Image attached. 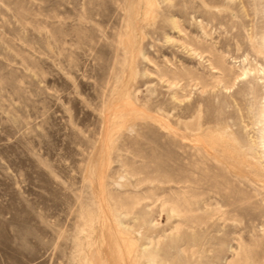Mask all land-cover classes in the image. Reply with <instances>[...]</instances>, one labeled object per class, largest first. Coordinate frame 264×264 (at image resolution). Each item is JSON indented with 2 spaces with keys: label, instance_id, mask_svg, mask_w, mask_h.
Listing matches in <instances>:
<instances>
[{
  "label": "rangeland",
  "instance_id": "rangeland-1",
  "mask_svg": "<svg viewBox=\"0 0 264 264\" xmlns=\"http://www.w3.org/2000/svg\"><path fill=\"white\" fill-rule=\"evenodd\" d=\"M263 111L264 0H0V264H264Z\"/></svg>",
  "mask_w": 264,
  "mask_h": 264
},
{
  "label": "bare ground",
  "instance_id": "bare-ground-1",
  "mask_svg": "<svg viewBox=\"0 0 264 264\" xmlns=\"http://www.w3.org/2000/svg\"><path fill=\"white\" fill-rule=\"evenodd\" d=\"M154 1H156V0H154ZM149 2H150V1H149ZM151 4H152V3H151ZM153 5H154V4H153ZM153 5H152V6H153ZM155 5H156V3H155ZM158 5H159V4H158ZM153 8H154V6H153ZM216 8H217V7H216ZM212 9H213V8H212ZM149 13H150V12H149ZM127 92H128V91H127ZM127 92H126V93H127ZM126 95H127V94H126ZM129 98H130V97H129ZM111 104H112V103H111ZM260 104H261V103H260ZM129 106H130V105H129ZM129 110H130V108H129ZM133 110H134V109H133ZM263 113H264V111H263ZM263 116H264V115H263ZM147 117L150 118V115H149V116L147 115ZM151 118H152V117H151ZM129 129H130V128H129ZM130 130H131V129H130ZM209 132H210V130H209ZM209 134H212V133H209ZM105 219H106V218H105ZM103 224H104V223H103ZM106 225H107V224H106ZM116 228H117V227H116ZM117 232L120 234V237L123 238V242H124V241H125V243L128 242L127 246H128V245L135 246V247L137 246V250H141V251L144 252V253L146 252V250H147V245H139V243L136 241V239L131 238L129 232H128V233H129L128 237H127V234H128V233H127L126 231L117 230ZM119 234H118V235H119ZM121 234H122V236H121ZM124 235H126V236H124ZM114 236H115V235H114ZM116 236H117V235H116ZM101 239H102V238H101ZM117 239H119V237H117ZM117 239H116V241H117ZM119 241H120V240H119ZM117 242H118V241H117ZM120 242H121V241H120ZM120 242H119V243H120ZM101 243H102V242H101ZM101 243H100V244H101ZM125 243H124V244H125ZM98 244H99V243H98ZM116 244L119 245L118 243H116ZM134 244H135V245H134ZM127 246H126V247H127ZM131 246H130V247H131ZM100 247H101V246H100ZM119 247H121V246H119ZM132 248H133V247H132ZM135 249H136V248H135ZM132 251H133V250H131V252H132ZM117 252H118V251H117ZM123 253H124V252H123ZM129 253H130V251H129ZM125 254H126V251H125ZM131 254H132V253H131ZM127 258H128V257H127ZM122 259L124 260V258H122ZM122 259H121V261L123 262ZM126 260H127V259H126ZM98 261H99V263L103 264V263H102L103 260L101 261L100 259H98ZM100 261H101V262H100ZM124 261H125V260H124ZM133 261H134V259H133ZM122 262H121V264H122ZM125 262H126V261H125ZM125 262H124V263H125ZM127 262H128V261H127ZM136 262H137V261H136ZM136 262H135V263L133 262V264H136ZM149 262H150V261H149ZM124 263H123V264H124ZM125 264H128V263H125ZM158 264H159V263H158ZM161 264H164V263H161Z\"/></svg>",
  "mask_w": 264,
  "mask_h": 264
}]
</instances>
